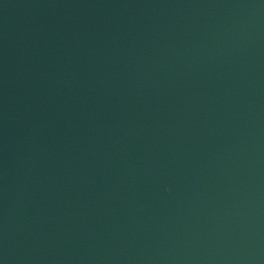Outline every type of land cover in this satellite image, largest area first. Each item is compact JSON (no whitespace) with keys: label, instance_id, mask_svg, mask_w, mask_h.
<instances>
[{"label":"water","instance_id":"95a60500","mask_svg":"<svg viewBox=\"0 0 264 264\" xmlns=\"http://www.w3.org/2000/svg\"><path fill=\"white\" fill-rule=\"evenodd\" d=\"M0 264H264V0H0Z\"/></svg>","mask_w":264,"mask_h":264}]
</instances>
